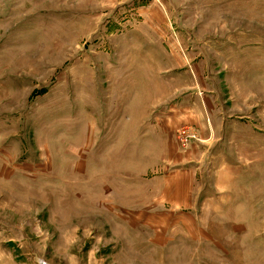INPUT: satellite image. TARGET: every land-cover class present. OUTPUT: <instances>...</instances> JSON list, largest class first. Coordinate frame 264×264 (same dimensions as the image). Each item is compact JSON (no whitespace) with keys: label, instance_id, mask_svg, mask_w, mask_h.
I'll list each match as a JSON object with an SVG mask.
<instances>
[{"label":"rangeland","instance_id":"1","mask_svg":"<svg viewBox=\"0 0 264 264\" xmlns=\"http://www.w3.org/2000/svg\"><path fill=\"white\" fill-rule=\"evenodd\" d=\"M46 263L264 264V0H0V264Z\"/></svg>","mask_w":264,"mask_h":264},{"label":"bare ground","instance_id":"2","mask_svg":"<svg viewBox=\"0 0 264 264\" xmlns=\"http://www.w3.org/2000/svg\"><path fill=\"white\" fill-rule=\"evenodd\" d=\"M47 264V263H46ZM49 264V263H48Z\"/></svg>","mask_w":264,"mask_h":264},{"label":"crops","instance_id":"3","mask_svg":"<svg viewBox=\"0 0 264 264\" xmlns=\"http://www.w3.org/2000/svg\"><path fill=\"white\" fill-rule=\"evenodd\" d=\"M144 7H146V6H144Z\"/></svg>","mask_w":264,"mask_h":264}]
</instances>
